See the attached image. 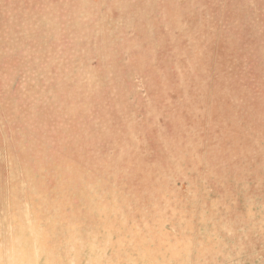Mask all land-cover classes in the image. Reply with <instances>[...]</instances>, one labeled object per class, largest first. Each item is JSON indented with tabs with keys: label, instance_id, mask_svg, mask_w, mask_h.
<instances>
[{
	"label": "rangeland",
	"instance_id": "374dc122",
	"mask_svg": "<svg viewBox=\"0 0 264 264\" xmlns=\"http://www.w3.org/2000/svg\"><path fill=\"white\" fill-rule=\"evenodd\" d=\"M0 264H264V0H0Z\"/></svg>",
	"mask_w": 264,
	"mask_h": 264
},
{
	"label": "bare ground",
	"instance_id": "6f19581e",
	"mask_svg": "<svg viewBox=\"0 0 264 264\" xmlns=\"http://www.w3.org/2000/svg\"><path fill=\"white\" fill-rule=\"evenodd\" d=\"M3 258V257H2Z\"/></svg>",
	"mask_w": 264,
	"mask_h": 264
}]
</instances>
